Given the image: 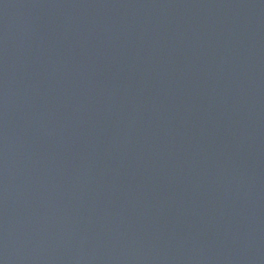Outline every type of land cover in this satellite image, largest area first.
I'll list each match as a JSON object with an SVG mask.
<instances>
[{"label": "water", "instance_id": "obj_1", "mask_svg": "<svg viewBox=\"0 0 264 264\" xmlns=\"http://www.w3.org/2000/svg\"><path fill=\"white\" fill-rule=\"evenodd\" d=\"M0 264H264V0H0Z\"/></svg>", "mask_w": 264, "mask_h": 264}]
</instances>
